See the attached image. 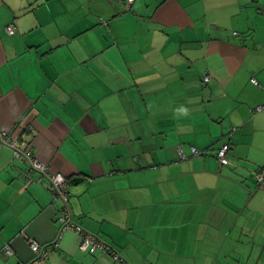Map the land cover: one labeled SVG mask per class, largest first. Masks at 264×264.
<instances>
[{"label":"crops","instance_id":"1","mask_svg":"<svg viewBox=\"0 0 264 264\" xmlns=\"http://www.w3.org/2000/svg\"><path fill=\"white\" fill-rule=\"evenodd\" d=\"M261 106L264 0H0V133L110 248L0 144V264H264Z\"/></svg>","mask_w":264,"mask_h":264},{"label":"built area","instance_id":"2","mask_svg":"<svg viewBox=\"0 0 264 264\" xmlns=\"http://www.w3.org/2000/svg\"><path fill=\"white\" fill-rule=\"evenodd\" d=\"M131 4L134 0H128ZM8 35L14 36L16 34V27L13 24L8 25L5 28ZM208 79V78H207ZM253 83L258 84L255 80ZM264 106L258 108L261 111ZM0 144L1 145H11L14 148L15 156L20 160L27 161L32 171L38 172L41 176H45L50 181L51 191L55 198H58L62 202V213L59 217V223L61 225V230H71L74 231L78 236H80L79 249L81 251H89L90 253H95L96 251L108 252L110 248L101 242L95 235L87 233L81 226L77 225L73 221V215L70 209L69 200L70 192L68 179L62 173H51L47 164L41 162L30 150H22L16 147V143L12 140L10 134L0 133ZM229 145L224 144L218 151L217 157L220 163L224 166L229 164L228 159ZM181 152V151H180ZM194 155H199V151L196 148H192ZM257 182L264 186V174L258 173L256 176ZM31 248L35 253L37 258H44L49 253L51 246H42L37 242H31ZM7 253H10L8 250Z\"/></svg>","mask_w":264,"mask_h":264},{"label":"water","instance_id":"3","mask_svg":"<svg viewBox=\"0 0 264 264\" xmlns=\"http://www.w3.org/2000/svg\"><path fill=\"white\" fill-rule=\"evenodd\" d=\"M70 209H71V207H70Z\"/></svg>","mask_w":264,"mask_h":264}]
</instances>
